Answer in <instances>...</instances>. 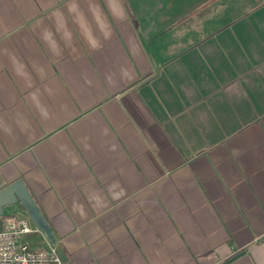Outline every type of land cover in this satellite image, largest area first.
Listing matches in <instances>:
<instances>
[{
    "label": "crops",
    "instance_id": "1",
    "mask_svg": "<svg viewBox=\"0 0 264 264\" xmlns=\"http://www.w3.org/2000/svg\"><path fill=\"white\" fill-rule=\"evenodd\" d=\"M18 180L63 264H264V0H0Z\"/></svg>",
    "mask_w": 264,
    "mask_h": 264
},
{
    "label": "built area",
    "instance_id": "2",
    "mask_svg": "<svg viewBox=\"0 0 264 264\" xmlns=\"http://www.w3.org/2000/svg\"><path fill=\"white\" fill-rule=\"evenodd\" d=\"M42 235L44 242L31 245L26 237ZM0 264H63L56 246L28 218L10 214L0 228Z\"/></svg>",
    "mask_w": 264,
    "mask_h": 264
},
{
    "label": "water",
    "instance_id": "3",
    "mask_svg": "<svg viewBox=\"0 0 264 264\" xmlns=\"http://www.w3.org/2000/svg\"><path fill=\"white\" fill-rule=\"evenodd\" d=\"M18 203L24 208L32 224L44 234L51 245L55 246L58 243V238L22 180H18L0 190V216L3 213V208Z\"/></svg>",
    "mask_w": 264,
    "mask_h": 264
}]
</instances>
